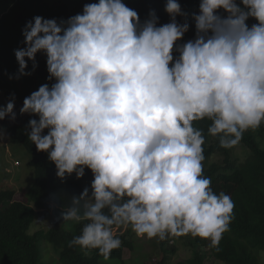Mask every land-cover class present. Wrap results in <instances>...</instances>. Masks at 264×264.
Segmentation results:
<instances>
[{"label":"clouds","instance_id":"9594fccd","mask_svg":"<svg viewBox=\"0 0 264 264\" xmlns=\"http://www.w3.org/2000/svg\"><path fill=\"white\" fill-rule=\"evenodd\" d=\"M165 11L162 25L155 10L142 22L124 0L85 4L67 20L36 16L15 50L19 76L44 53L55 81L24 99L20 113L38 116L28 138L58 177L82 178L85 168L94 176L61 214L86 222L69 246L105 259L122 245L114 229L129 225L141 238L190 234L218 247L235 204L204 175L195 122L210 120L208 134L224 148L264 123V0H201L196 36L182 44L190 25L177 17L187 14L178 0ZM14 108L13 95L0 120H15Z\"/></svg>","mask_w":264,"mask_h":264},{"label":"trees","instance_id":"16d2710c","mask_svg":"<svg viewBox=\"0 0 264 264\" xmlns=\"http://www.w3.org/2000/svg\"><path fill=\"white\" fill-rule=\"evenodd\" d=\"M4 1L10 2L11 6L0 17V95L9 100L14 95L15 103L23 104L24 99L40 87L32 89L35 80L41 85L47 83L50 86L55 82L48 79L44 53L37 54L36 67L28 60L26 71L30 75L19 76L15 50L26 46L23 35L26 24L36 16L67 20L82 13L85 4L98 3V0H54V3L49 0ZM124 2L137 11L142 22L149 18L152 10H155L160 25L171 21L165 11L166 0ZM178 2L187 15L178 16L177 20L190 25L189 31L178 42L182 44L196 36L194 14H198L201 0ZM219 12L227 15L223 9ZM247 23L251 27L258 21L249 18ZM20 82H23V93L19 90ZM34 118L38 119V116L28 114L23 124L11 127L8 131L10 145L23 147L31 157L35 180L26 198L12 191L0 193V264H44L39 248L42 242L52 243L58 249L61 264H104L106 260H123L125 251L133 250V243L125 237L120 238L121 247L113 250L108 259L100 255L97 249L84 250L77 245L69 246L73 238L80 235L86 222L77 224L76 231L72 233L65 229H52L29 235L36 213L28 204H33L38 211L70 207L72 196L81 194L87 187V180L93 175L91 169L85 168L82 178H77L75 173L65 178L58 177L56 165L49 159L48 153L38 151L28 138V124ZM210 124L211 121L207 119L195 122V126L203 129L205 135L204 175L211 179V187L217 195L224 192L231 197L235 204L234 218L218 247H210L209 240L195 238L189 244L191 257L177 264H264V123L255 130L245 131L239 144L232 148L221 147L219 136L208 134ZM237 149L243 151L242 157H236ZM218 158L223 159V162L210 165ZM160 244L163 248L166 246L167 250L156 264H168L169 258L177 254V247L170 245L167 240H160Z\"/></svg>","mask_w":264,"mask_h":264},{"label":"rangeland","instance_id":"374dc122","mask_svg":"<svg viewBox=\"0 0 264 264\" xmlns=\"http://www.w3.org/2000/svg\"><path fill=\"white\" fill-rule=\"evenodd\" d=\"M56 1V0H55ZM49 0V2H55ZM11 3L8 1H0V17L10 9ZM41 86L38 80L32 84V89ZM19 90L24 92L23 82H20ZM9 101L3 95H0V106L6 105ZM23 107L22 102L15 103L14 111L16 118L13 120L10 116L4 120H0V135L2 136V147L0 149V193L4 191H12L17 196L23 195L26 198L27 193L34 185L35 174L31 167V157L21 146H11L9 143L8 131L11 127L19 126L24 123L28 114H21L20 109ZM236 157H242L243 151L237 149ZM223 159H216L211 164H220ZM92 175L87 180V187L91 191ZM36 213L35 221L32 224L29 235H34L39 231H50L52 229H65L68 232H75L77 222L64 221L62 212L64 208L54 207L50 211H38L33 204H28ZM118 238L125 237L133 243V250H126L123 260H106L104 264H156L161 258L167 247L164 248L160 244L159 238L148 239L147 237H138L132 230L131 226H120L114 229ZM198 237L189 235L170 236L166 239L170 245L177 247V254L169 258L168 264H177L179 261L191 257L190 242ZM206 240V239H205ZM41 250V261L44 264H61L59 251L52 244L42 242L39 245ZM218 264V263H216ZM222 264V263H221Z\"/></svg>","mask_w":264,"mask_h":264}]
</instances>
